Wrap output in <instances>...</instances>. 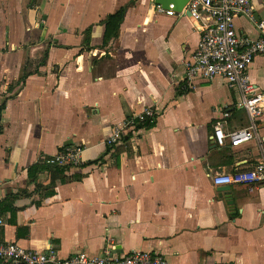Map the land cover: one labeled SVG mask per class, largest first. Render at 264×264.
Listing matches in <instances>:
<instances>
[{
  "label": "crops",
  "instance_id": "0c3cea01",
  "mask_svg": "<svg viewBox=\"0 0 264 264\" xmlns=\"http://www.w3.org/2000/svg\"><path fill=\"white\" fill-rule=\"evenodd\" d=\"M124 6L119 36L104 44V21ZM256 13L264 19V0ZM236 26L259 36L245 17ZM199 41L193 19L155 0H0V200L18 194L0 211V244L54 246L63 257L111 247L117 256L158 252L170 264H264V182L230 184L227 195L214 182L260 161L264 115L251 141H216L225 112L226 132L251 119L224 78L184 80ZM250 74L264 90L263 56ZM147 109L154 127L136 121L107 144ZM73 143L85 146L81 164L31 181V166Z\"/></svg>",
  "mask_w": 264,
  "mask_h": 264
},
{
  "label": "built area",
  "instance_id": "2783aa9c",
  "mask_svg": "<svg viewBox=\"0 0 264 264\" xmlns=\"http://www.w3.org/2000/svg\"><path fill=\"white\" fill-rule=\"evenodd\" d=\"M256 1L190 0L187 5V9L199 21L201 29L198 47L186 63L184 80L189 86H194L197 81L224 78L230 87L240 92L238 105L247 111L251 119L248 127L226 132L225 125L231 113L225 112L222 120L217 122L214 133V138L220 145L229 141L231 145L239 146L254 139L256 119L264 115V90L256 89L250 74L255 59L264 57V19L257 16ZM158 7L169 15L177 13L173 9ZM238 17L252 21L259 36L252 38L241 34L236 26ZM149 116H155L153 109H147L139 116L132 117L123 128L116 127L107 135V144L114 146L123 137L125 127H133L136 121H143ZM84 151L83 144L64 145L53 157L47 158L46 162L61 167L79 165L82 163ZM214 182L216 185L264 182V154L254 168H236L229 173L218 172L214 175ZM105 253L95 256L81 250L63 257L54 246L46 250L27 249L11 241L0 244V264H170L158 252L135 250L117 256L108 247Z\"/></svg>",
  "mask_w": 264,
  "mask_h": 264
},
{
  "label": "trees",
  "instance_id": "16d2710c",
  "mask_svg": "<svg viewBox=\"0 0 264 264\" xmlns=\"http://www.w3.org/2000/svg\"><path fill=\"white\" fill-rule=\"evenodd\" d=\"M127 8H128V6L122 7L116 13L110 14L108 16V18L104 21V24L106 26L104 44H107L113 37L119 36L120 28H121V25L125 19ZM87 32L89 33L90 29H88ZM46 58L47 57L44 55L43 59L46 60ZM29 75H30V73H26L24 76V80L26 78H28ZM4 109H6V103H3L0 105V117H1V114H2ZM155 125H156V121L151 120V119H148V120L146 119L145 121L140 122L138 127L143 126V127L151 128V127H154ZM52 169H56L59 172H63L65 170L61 166L49 165L45 162L34 164L29 169V176L31 178V181L36 182L38 179V176L41 172L46 171V170H52ZM17 195L18 194H16V195L12 194V195H9V196L3 198L2 200H0V211H4L7 208L14 209L15 206L13 205V203L16 200V198L18 197Z\"/></svg>",
  "mask_w": 264,
  "mask_h": 264
},
{
  "label": "water",
  "instance_id": "95a60500",
  "mask_svg": "<svg viewBox=\"0 0 264 264\" xmlns=\"http://www.w3.org/2000/svg\"><path fill=\"white\" fill-rule=\"evenodd\" d=\"M189 2L190 0H155V3L157 5L161 6L162 8L166 10L173 9L177 13H184L188 15L191 19H193L195 25L200 30L201 26H200L199 21H197L192 15L191 11L187 9V5ZM218 190L221 192V194L227 195V193L228 192L230 193L231 191V185L230 184L222 185L219 187ZM229 201L231 204H233V199L231 196L229 197Z\"/></svg>",
  "mask_w": 264,
  "mask_h": 264
}]
</instances>
